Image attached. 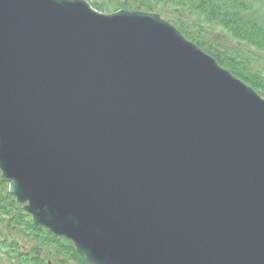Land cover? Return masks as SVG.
<instances>
[{"label": "water", "instance_id": "95a60500", "mask_svg": "<svg viewBox=\"0 0 264 264\" xmlns=\"http://www.w3.org/2000/svg\"><path fill=\"white\" fill-rule=\"evenodd\" d=\"M0 179L91 264H264V99L157 13L0 0Z\"/></svg>", "mask_w": 264, "mask_h": 264}, {"label": "trees", "instance_id": "16d2710c", "mask_svg": "<svg viewBox=\"0 0 264 264\" xmlns=\"http://www.w3.org/2000/svg\"><path fill=\"white\" fill-rule=\"evenodd\" d=\"M86 1L98 11L125 9L159 14L264 98V71L251 69V59L264 60V0ZM215 29L227 36L233 48L212 39ZM0 264L90 263L69 241L33 224L0 179Z\"/></svg>", "mask_w": 264, "mask_h": 264}, {"label": "rangeland", "instance_id": "374dc122", "mask_svg": "<svg viewBox=\"0 0 264 264\" xmlns=\"http://www.w3.org/2000/svg\"><path fill=\"white\" fill-rule=\"evenodd\" d=\"M215 26H218V25L215 24ZM213 31L214 32H213L211 37L216 43H220L221 45H224V46L228 45V46L233 48L232 42H230L228 40L227 36H225L221 30L215 29ZM245 57H247V56H245ZM251 65H252V68L250 67L251 69L259 70L263 73V71H264V60L263 59H261V60L260 59H251ZM5 184L7 185V183H5ZM20 240H21V238H20ZM22 242H24V241L22 240ZM24 243L27 244V247H28V245H30V243H27V242H24Z\"/></svg>", "mask_w": 264, "mask_h": 264}, {"label": "bare ground", "instance_id": "6f19581e", "mask_svg": "<svg viewBox=\"0 0 264 264\" xmlns=\"http://www.w3.org/2000/svg\"><path fill=\"white\" fill-rule=\"evenodd\" d=\"M21 209H22V207H21ZM23 210V209H22ZM24 211V210H23ZM24 213H26L25 211H24ZM27 215H28V213H26Z\"/></svg>", "mask_w": 264, "mask_h": 264}]
</instances>
